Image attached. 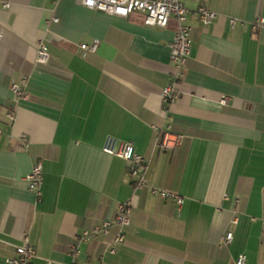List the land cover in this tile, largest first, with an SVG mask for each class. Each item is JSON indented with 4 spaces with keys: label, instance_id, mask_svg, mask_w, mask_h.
<instances>
[{
    "label": "crops",
    "instance_id": "0c3cea01",
    "mask_svg": "<svg viewBox=\"0 0 264 264\" xmlns=\"http://www.w3.org/2000/svg\"><path fill=\"white\" fill-rule=\"evenodd\" d=\"M182 2L217 17L210 26L189 17L192 53L169 107L180 144L165 150L154 126L165 122L161 91L174 80L176 20L161 28L81 0H0V264L25 235L33 264H69L76 236L125 201L130 225L117 253L107 251L113 229L79 243L78 264H235L240 255L264 264V28H253L264 0ZM39 41L45 64L36 61ZM95 41L96 51L81 48ZM108 136L149 161L148 186L134 187L127 161L104 152ZM37 164L40 194L26 181Z\"/></svg>",
    "mask_w": 264,
    "mask_h": 264
},
{
    "label": "built area",
    "instance_id": "2783aa9c",
    "mask_svg": "<svg viewBox=\"0 0 264 264\" xmlns=\"http://www.w3.org/2000/svg\"><path fill=\"white\" fill-rule=\"evenodd\" d=\"M81 4L92 10L100 11L109 15L118 17H128L129 15L139 12L144 16V24L147 26L166 27L171 19L177 21V29L174 33L171 43L170 59L174 65V80L163 87L161 91L162 110L164 112L165 122L162 126H154L156 132L162 135L160 146L165 149H174L180 144V137L174 135L172 130V116L169 112L170 105L179 98L176 84L178 79L184 76L183 67L192 53V41L190 32L192 26L189 23V17H196L199 23L203 26H210L217 17V13L208 9L205 6H200L196 10L191 11L182 2V0H81ZM9 3H4L3 7L8 8ZM57 20V19H56ZM237 19L230 18V24L236 25ZM253 28H264V17H259L253 24ZM98 42L95 41L91 45L82 44L81 48L88 51H96ZM50 58V52L47 45L43 41H39L37 45V58L39 64H45ZM14 94L18 97L26 98L22 88L14 84L12 86ZM222 104L228 103V97L221 99ZM9 122L14 121L15 115L8 114ZM28 139L21 138V148L26 149ZM104 152L109 155L120 157L127 161L128 175L133 179V185L136 188H144L148 186L147 172L149 169V161L142 155L138 154L132 143L127 141H119L113 136H108ZM28 188L37 194H40V188L43 182V168L41 164L32 167L31 171L26 175ZM151 193L162 199H172L181 207L184 204V198L179 194L151 187ZM132 205L130 201L119 203L116 207L115 216L111 219L103 220L99 225H96L90 230H84L77 235L75 241L69 245L68 255L70 257L69 264H78L80 254L79 243L97 241L103 236H109L113 229H116L107 251L110 254H116L118 248L125 241V229L130 225V213ZM237 220L234 219V223ZM233 240V232H228L225 237V244H230ZM36 250L29 243L28 236L23 238V244L16 248V255L7 259L8 264H33ZM45 264H51L47 262ZM235 264H246V256L240 255Z\"/></svg>",
    "mask_w": 264,
    "mask_h": 264
}]
</instances>
